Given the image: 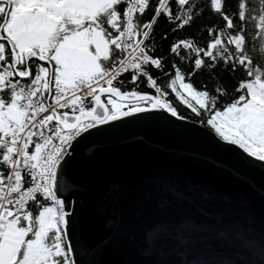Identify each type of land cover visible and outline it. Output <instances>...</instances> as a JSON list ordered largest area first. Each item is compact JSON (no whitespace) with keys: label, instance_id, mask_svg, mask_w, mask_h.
I'll return each mask as SVG.
<instances>
[{"label":"snow or ice","instance_id":"6c2138e0","mask_svg":"<svg viewBox=\"0 0 264 264\" xmlns=\"http://www.w3.org/2000/svg\"><path fill=\"white\" fill-rule=\"evenodd\" d=\"M114 143L202 164L264 197L216 154L264 173V0H0V264H105L122 232L134 239L120 183L92 197ZM167 192L187 199L174 182ZM171 231L148 225L141 254ZM216 235L264 257V237Z\"/></svg>","mask_w":264,"mask_h":264},{"label":"water","instance_id":"95a60500","mask_svg":"<svg viewBox=\"0 0 264 264\" xmlns=\"http://www.w3.org/2000/svg\"><path fill=\"white\" fill-rule=\"evenodd\" d=\"M145 131L158 139L215 153L211 145L193 136H174L158 129ZM216 154L242 167L257 184H264V173L243 167L226 154ZM101 165L103 174L93 180L92 197L107 181L119 182V207L134 235L130 239L127 231L122 232L117 246L105 254V264H222L226 257L233 264H264L259 253L250 256L236 240L223 241L216 235L221 226H226L234 234L264 237V197L259 193L249 191L224 172L142 147L114 143L101 155ZM77 175L85 179L87 166L80 167ZM173 182L185 191L184 202L169 196L167 185ZM201 186H206L211 195L205 197ZM161 202L165 206L161 207ZM160 221L168 223L172 231L156 242L151 255H142L139 249L145 228Z\"/></svg>","mask_w":264,"mask_h":264}]
</instances>
